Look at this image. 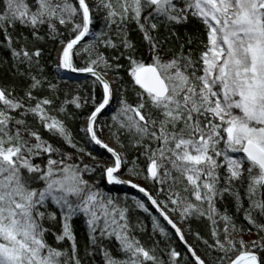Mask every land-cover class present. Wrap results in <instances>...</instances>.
I'll list each match as a JSON object with an SVG mask.
<instances>
[{
  "label": "snow or ice",
  "instance_id": "snow-or-ice-1",
  "mask_svg": "<svg viewBox=\"0 0 264 264\" xmlns=\"http://www.w3.org/2000/svg\"><path fill=\"white\" fill-rule=\"evenodd\" d=\"M0 264H264V0H0Z\"/></svg>",
  "mask_w": 264,
  "mask_h": 264
},
{
  "label": "bare ground",
  "instance_id": "bare-ground-1",
  "mask_svg": "<svg viewBox=\"0 0 264 264\" xmlns=\"http://www.w3.org/2000/svg\"><path fill=\"white\" fill-rule=\"evenodd\" d=\"M76 79H79V80L83 81V77L82 76H78L76 74H72V80H76ZM127 191L132 193L134 190L128 189Z\"/></svg>",
  "mask_w": 264,
  "mask_h": 264
},
{
  "label": "trees",
  "instance_id": "trees-1",
  "mask_svg": "<svg viewBox=\"0 0 264 264\" xmlns=\"http://www.w3.org/2000/svg\"><path fill=\"white\" fill-rule=\"evenodd\" d=\"M193 27V29L195 28V25H193L192 26ZM133 35H135V34H133ZM104 119H108V117H105ZM115 194V193H114ZM120 195H123V192H120L119 193ZM148 224H149V227H150V221H146Z\"/></svg>",
  "mask_w": 264,
  "mask_h": 264
},
{
  "label": "rangeland",
  "instance_id": "rangeland-1",
  "mask_svg": "<svg viewBox=\"0 0 264 264\" xmlns=\"http://www.w3.org/2000/svg\"><path fill=\"white\" fill-rule=\"evenodd\" d=\"M103 118H105V117H103Z\"/></svg>",
  "mask_w": 264,
  "mask_h": 264
},
{
  "label": "water",
  "instance_id": "water-1",
  "mask_svg": "<svg viewBox=\"0 0 264 264\" xmlns=\"http://www.w3.org/2000/svg\"><path fill=\"white\" fill-rule=\"evenodd\" d=\"M77 80V79H76Z\"/></svg>",
  "mask_w": 264,
  "mask_h": 264
}]
</instances>
